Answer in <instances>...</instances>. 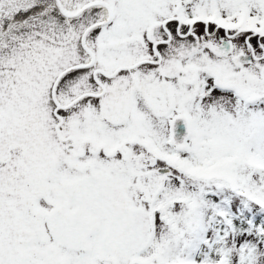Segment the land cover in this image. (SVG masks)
<instances>
[{"label": "snow or ice", "instance_id": "1", "mask_svg": "<svg viewBox=\"0 0 264 264\" xmlns=\"http://www.w3.org/2000/svg\"><path fill=\"white\" fill-rule=\"evenodd\" d=\"M0 264H264V0H0Z\"/></svg>", "mask_w": 264, "mask_h": 264}]
</instances>
